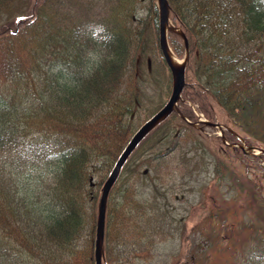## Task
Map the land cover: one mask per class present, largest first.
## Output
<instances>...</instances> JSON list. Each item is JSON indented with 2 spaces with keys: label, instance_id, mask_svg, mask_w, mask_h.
Listing matches in <instances>:
<instances>
[{
  "label": "trees",
  "instance_id": "1",
  "mask_svg": "<svg viewBox=\"0 0 264 264\" xmlns=\"http://www.w3.org/2000/svg\"><path fill=\"white\" fill-rule=\"evenodd\" d=\"M167 1L189 40L186 49L168 33L179 58L189 53L182 112L196 122L194 103L216 121L218 104L229 142L264 149V0ZM167 75L156 0H0V237L24 252L18 264H95L103 187L161 107L145 108L160 94L150 79ZM201 126L173 112L128 158L107 199L103 264H264V154ZM202 138L260 175L242 183L246 197L228 215L192 226L194 202L177 219L168 193L202 184L208 159L213 182L224 177Z\"/></svg>",
  "mask_w": 264,
  "mask_h": 264
},
{
  "label": "rangeland",
  "instance_id": "2",
  "mask_svg": "<svg viewBox=\"0 0 264 264\" xmlns=\"http://www.w3.org/2000/svg\"><path fill=\"white\" fill-rule=\"evenodd\" d=\"M169 28H172L171 24L169 25ZM138 62L139 64H142L141 59ZM139 74L142 76V69L139 70ZM167 76V79L163 82H160L155 78H152L149 81V87L153 91L152 93H160L159 95L153 96L149 101H147L149 103L145 108H147L148 110L150 109V112L153 106L163 107L164 104L170 98L172 82H170L171 78L169 77V75ZM167 86L170 87V94L168 95H166L168 91V89L166 88ZM161 94L164 95L160 98ZM191 106L193 107V110L196 113H200L194 103H191ZM214 108L215 113L218 114L217 122L224 124L225 122L223 121H226L224 111L221 109V107H219L218 104H214ZM144 122L142 124H144ZM204 131L209 136L222 134L219 129L214 127H205ZM202 140L203 142H201V144L199 145L200 148H208L211 154H215L216 156L220 157L221 161L225 163L223 169L224 177L217 176V182H213L212 178L216 176L213 172H211V170H213L214 163H211L208 159V163H203L198 167V171L200 172L201 179L203 181L202 184L198 183V185L193 191H189L190 189H188V191H185L183 190V188H178L175 194L168 193L170 201L173 203L172 209L176 210L179 213V215L176 217L177 219H184L192 208L190 207V205L194 202L195 212L191 221L192 226H200L201 223L210 218H224V216L226 214L228 215V212L233 209L234 205H236L240 200L246 197L242 183L245 184L252 180L256 175H260V170L251 169L250 172H245L243 168L239 165V163L235 161L232 157H230L229 154H227V151L225 153L223 152L224 148L216 147L212 141H209L206 138H202ZM224 142L225 144L227 143V141ZM230 146L234 147L232 143ZM248 152L250 153V151ZM254 153H256V155L252 153H250L249 155L258 156V152ZM250 160L253 162V159ZM257 162L264 164L261 160ZM257 162L255 161L254 163ZM204 168L206 170H209L210 174H207ZM209 175H211V179L209 182L211 184L212 189H210V187L206 185V183L208 182ZM167 179L168 178H166V180ZM159 189L164 190L162 186H159ZM152 191L153 192H151V197H161V192H157L155 190ZM193 197H196V199L194 200ZM252 212L253 211L250 208V210H248L246 213V218H248V216L251 215ZM167 247L168 251H174V253H177L178 251V249H176L175 246L172 244ZM23 258H25L24 252L21 251V248H19L14 241H11V243L9 242V246H7L2 244L0 237V264H18Z\"/></svg>",
  "mask_w": 264,
  "mask_h": 264
},
{
  "label": "water",
  "instance_id": "3",
  "mask_svg": "<svg viewBox=\"0 0 264 264\" xmlns=\"http://www.w3.org/2000/svg\"><path fill=\"white\" fill-rule=\"evenodd\" d=\"M159 4V44L163 53L164 59L171 71L173 79L172 93L169 101L166 105L158 111L151 119H149L140 129L134 134L129 144L118 159L115 168L111 172L108 180L102 191L100 199L99 210H98V223L96 233V244H95V260L96 264L102 263V243L105 234V218H106V204L109 192L117 180L121 169L129 156L138 146V144L144 139V137L163 119L169 116L171 113L176 111L183 119L187 120L182 111L179 108V101L182 99V92L186 86V61L187 59L179 64H173L169 55V43L167 39V33L169 29L170 16H169V5L167 0H157ZM185 43L188 46V40L185 37ZM188 121V120H187ZM191 123L190 121H188ZM205 125L221 128L223 125L219 123H212L210 121H203ZM251 152L254 148H248ZM264 152V151H263Z\"/></svg>",
  "mask_w": 264,
  "mask_h": 264
},
{
  "label": "bare ground",
  "instance_id": "4",
  "mask_svg": "<svg viewBox=\"0 0 264 264\" xmlns=\"http://www.w3.org/2000/svg\"><path fill=\"white\" fill-rule=\"evenodd\" d=\"M169 55H170V58H171V61L173 62V64L181 63V61H179L177 59V57L173 54V52L171 50H169Z\"/></svg>",
  "mask_w": 264,
  "mask_h": 264
}]
</instances>
